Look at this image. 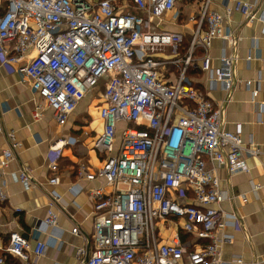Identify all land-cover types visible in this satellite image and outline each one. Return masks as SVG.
<instances>
[{
  "label": "built area",
  "instance_id": "built-area-1",
  "mask_svg": "<svg viewBox=\"0 0 264 264\" xmlns=\"http://www.w3.org/2000/svg\"><path fill=\"white\" fill-rule=\"evenodd\" d=\"M211 2L205 0L191 17L192 42L181 55L184 34L156 24L168 17L178 23V0H0V64L44 100L59 126L68 123L88 94L104 87L99 111L104 129L94 149L105 162L94 173L84 165L79 170L81 178L101 184L90 193L92 250H77L81 264H224L223 247L232 241L226 229L237 219L223 204L249 199L224 192L221 172L249 175L248 160L262 153L253 141H243L241 125L235 132L224 130L230 99L218 103L211 91L198 90L188 71L198 67L200 51L202 72H212L209 51L216 40L228 41L235 53L225 21L236 13L253 21L257 14L255 4L239 2L219 10ZM235 61L234 55H225L214 70L227 95L236 84ZM245 86L256 103L258 91L252 82ZM258 106L263 113L264 103ZM33 116L41 119L40 106ZM0 141L6 144L0 153L4 204L5 178L21 143L16 132L6 131L1 114ZM75 143L60 139L50 147V186L60 185L58 161ZM16 174L22 184L32 183L28 168ZM261 189L254 184L253 192ZM50 197L44 226L56 228L60 198L55 191ZM182 232L196 244L182 242ZM46 251L45 243L33 245L13 232L9 244L0 245V264H6L7 254L22 264H41Z\"/></svg>",
  "mask_w": 264,
  "mask_h": 264
},
{
  "label": "crops",
  "instance_id": "crops-1",
  "mask_svg": "<svg viewBox=\"0 0 264 264\" xmlns=\"http://www.w3.org/2000/svg\"><path fill=\"white\" fill-rule=\"evenodd\" d=\"M88 1L95 4L100 0ZM239 2L255 4L257 19L247 20L236 13L225 21V33L231 35L236 43L235 53L228 41L216 40L209 51L212 72L205 73L201 70L202 53L197 51L196 70H201L202 76L191 81L201 91H211L218 103L229 98L224 114V130L235 132L237 126L241 125L243 141L246 144L253 141L261 150L262 154L258 158L248 160L251 174L228 176L222 171L221 189L233 196L245 194L249 199L246 204L240 201L223 204L224 210L237 219L235 227L226 229L232 241L223 247L224 264H237L238 259L243 264H264V112L258 106L264 103V0H212L211 4L213 8L221 10L228 4ZM204 3L205 0L181 2L187 4L184 12L186 16L199 14ZM156 24L160 30L183 34L190 33L193 26H182L179 21L174 24L170 17ZM225 55H234L236 58V84L229 95L223 92L214 75V70L220 66L221 57ZM31 56L35 54L32 52ZM247 82H252V90L258 91L256 103L245 86ZM102 90L104 92L103 86L88 94L70 116L68 123L61 127L53 119L44 100L30 86L22 83L21 76L0 64L2 122L6 131L16 132L21 143V148L15 152L17 160L10 166L5 178L8 202L0 204V245L7 246L9 241L7 245L4 241L13 232L21 233L33 245L45 243L47 251L40 260L41 264H81L77 250H92L95 211L90 193L101 187V184L81 178L79 170L84 165L90 173H94L105 162L104 156L94 149V141L104 129L99 112L104 102ZM89 96H99V105L90 106L87 102ZM38 106L41 107V119L36 120L33 114ZM60 139H73L76 143L63 151L58 161L61 183L52 187L49 185L52 175L49 170L52 162L49 152L50 147ZM5 147V141H0V153ZM22 167L31 172L32 183L29 185L22 184L16 174ZM254 184H261L262 189L253 192ZM51 191H55L60 198L56 204L60 216L56 228L44 226ZM75 228L78 234H73Z\"/></svg>",
  "mask_w": 264,
  "mask_h": 264
},
{
  "label": "trees",
  "instance_id": "trees-1",
  "mask_svg": "<svg viewBox=\"0 0 264 264\" xmlns=\"http://www.w3.org/2000/svg\"><path fill=\"white\" fill-rule=\"evenodd\" d=\"M131 12L132 13H138L135 9H131ZM191 36L190 37V39H189V41H187L186 40V38L188 39V37L189 36ZM190 40H192V35H191V33H184V41H183V43H182V46H181V48H180V53H181V55H184L187 51H188V49H189V47H190V44H191V41ZM196 56H197V53H196ZM202 76V72H201V70H194L193 68L192 69H190L189 71H188V77L190 78V79H198V78H200ZM195 86V85H194ZM196 87V86H195ZM198 90H200V87L198 86V88H197ZM59 167H60V165H59ZM0 239H1V237H0ZM181 239H182V242H188V241H193V239H192V236L191 235H188V234H185V233H181ZM8 241H9V239L7 240V239H5V244L7 245L8 244ZM196 242L197 241H193L192 242V245H195L196 244ZM5 257H6V264H22V262H20L18 259H16V258H14L13 256H11V255H9V254H7V255H5Z\"/></svg>",
  "mask_w": 264,
  "mask_h": 264
},
{
  "label": "rangeland",
  "instance_id": "rangeland-1",
  "mask_svg": "<svg viewBox=\"0 0 264 264\" xmlns=\"http://www.w3.org/2000/svg\"><path fill=\"white\" fill-rule=\"evenodd\" d=\"M179 4L177 6V13L179 14V24H182V26H189L191 24V17H193L192 15L191 16H186L185 15V11H186V6L187 4H181V2L183 0H179ZM193 14V13H192ZM189 36V35H188ZM191 36L188 37V39L186 38L187 41H189ZM192 42V40H190ZM163 53L167 54V55H171L172 52L170 50H166L164 51ZM102 93H103V90H102ZM100 95V94H99ZM99 96H89L88 97V103L90 104V106H94V105H99Z\"/></svg>",
  "mask_w": 264,
  "mask_h": 264
},
{
  "label": "water",
  "instance_id": "water-1",
  "mask_svg": "<svg viewBox=\"0 0 264 264\" xmlns=\"http://www.w3.org/2000/svg\"><path fill=\"white\" fill-rule=\"evenodd\" d=\"M28 238V237H27Z\"/></svg>",
  "mask_w": 264,
  "mask_h": 264
}]
</instances>
